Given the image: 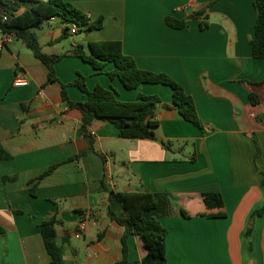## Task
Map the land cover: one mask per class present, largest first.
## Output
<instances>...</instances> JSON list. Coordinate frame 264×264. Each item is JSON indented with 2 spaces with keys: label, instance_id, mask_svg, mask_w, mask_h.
Masks as SVG:
<instances>
[{
  "label": "crops",
  "instance_id": "obj_1",
  "mask_svg": "<svg viewBox=\"0 0 264 264\" xmlns=\"http://www.w3.org/2000/svg\"><path fill=\"white\" fill-rule=\"evenodd\" d=\"M215 1L201 30V21L189 18ZM255 1L64 0L90 22L103 18L102 28L68 31L74 40L67 45L65 28H52L59 18L35 29L45 54L82 46L90 56L91 43L121 41L138 68L181 84L194 98L203 129L179 113L169 86L145 83L129 90L109 78L113 63L96 71L73 55L55 65L65 84L80 73L89 91L99 85L114 89L121 101L160 97L153 116L159 122L156 140L120 138L113 124L100 120L84 133L81 113L63 102L61 83L49 82L47 67L27 45L15 39L3 48L0 144L12 158L0 160V227L6 231L0 235V264H51L40 224L53 216L60 220L57 245L64 264L121 262L125 228L108 216L105 187L168 196L171 207L158 216L167 230L166 264H264V216L247 237L252 214L264 206V59L252 56ZM169 17L187 20V27H170ZM19 75L28 86H13ZM67 93L73 101L87 100L77 87ZM251 93L259 98L256 104ZM207 192L222 194L224 209L199 216L208 214L200 200ZM184 208L193 216L184 217ZM79 222L86 225L81 239L75 236ZM127 248L129 264H143L147 250L136 236H129Z\"/></svg>",
  "mask_w": 264,
  "mask_h": 264
},
{
  "label": "trees",
  "instance_id": "obj_2",
  "mask_svg": "<svg viewBox=\"0 0 264 264\" xmlns=\"http://www.w3.org/2000/svg\"><path fill=\"white\" fill-rule=\"evenodd\" d=\"M210 3L203 11L193 13L194 19H199L200 29L204 30L208 24L206 14L208 9L215 5ZM254 8L257 13L255 33L251 41L252 56L254 59H264V0H256ZM24 11L21 13V11ZM5 15L8 21H3ZM52 18H59L64 23H72L89 33L99 30L103 25V18L90 22V18L82 10L64 0H0V30L10 33L27 45L33 54L40 59L49 71V82L59 81L61 83V96L63 102L70 108L78 110L82 115V129L87 133L94 122L106 121L113 124L119 131L120 138L150 139L156 140V129L159 122L154 119V111L162 100L158 96L139 94L136 101H121L114 89H107L99 85L92 91L87 89V78L79 73L78 78L72 83L65 84L56 75L55 65L67 56H78L90 63L96 71H102L108 63L114 64L113 71L108 73L110 79L118 78L126 89L135 90L142 84H162L172 88L174 106L185 120L192 122L201 129L204 123L198 116V110L191 95L185 92V88L165 73H153L152 71L138 68L137 62L125 55L121 41H103L90 44L91 55L87 56L82 46L67 54L48 55L42 50L39 38L35 32L36 28L42 27ZM166 23L177 30L187 27V20H177L169 17ZM64 29L62 39L68 37ZM70 86L77 87L84 92L87 100L73 101L69 98L67 89ZM253 104L259 102L255 93L250 95ZM12 155L0 144V160L11 159ZM56 166L51 167L43 176L49 175ZM16 179V177H4ZM264 184V182H263ZM108 216L125 228L122 239L123 260L118 264H129L128 262V238L136 236L137 240L144 244L147 254L141 260L143 264H166L167 230L161 226L158 216L171 207V200L166 195H158L149 191L142 192H117L109 190ZM200 200L208 214L199 216H212L224 209V198L217 192L202 193ZM184 217H192L188 209H182ZM264 216V206L254 212L250 218L247 228V237L251 240L252 230L257 217ZM57 216L46 219L40 224L41 235L44 240L46 251L51 257V264H64L63 250L57 245L56 225L59 223ZM0 235L5 236L6 231L0 227ZM252 245V242H251Z\"/></svg>",
  "mask_w": 264,
  "mask_h": 264
},
{
  "label": "built area",
  "instance_id": "obj_3",
  "mask_svg": "<svg viewBox=\"0 0 264 264\" xmlns=\"http://www.w3.org/2000/svg\"><path fill=\"white\" fill-rule=\"evenodd\" d=\"M185 9L186 8H178L177 12H182ZM8 20H9V16L5 15L3 17V21H8ZM69 32L72 35H76L80 32V28L73 24V26L69 30ZM15 39H16V37L14 35H12L10 33L2 32V34L0 35V52L3 50L4 47L10 46ZM28 85H29V82L20 75L18 77H16V79L13 82V86L17 87V88L26 87ZM85 228H86L85 222H79L78 230L75 232V236L77 238L81 239L82 233L85 230Z\"/></svg>",
  "mask_w": 264,
  "mask_h": 264
},
{
  "label": "rangeland",
  "instance_id": "obj_4",
  "mask_svg": "<svg viewBox=\"0 0 264 264\" xmlns=\"http://www.w3.org/2000/svg\"><path fill=\"white\" fill-rule=\"evenodd\" d=\"M73 26L72 23H64L63 21H61L60 19H58L52 26V28L56 29V31H60L62 28H66L68 27L69 29H71ZM44 28H48L47 26H45ZM38 30V29H36ZM69 41L65 43V45H67L69 42L74 40V36H69L68 37ZM66 40V39H64ZM85 76V75H84Z\"/></svg>",
  "mask_w": 264,
  "mask_h": 264
},
{
  "label": "water",
  "instance_id": "obj_5",
  "mask_svg": "<svg viewBox=\"0 0 264 264\" xmlns=\"http://www.w3.org/2000/svg\"><path fill=\"white\" fill-rule=\"evenodd\" d=\"M190 20H192L193 19V16H190V18H189Z\"/></svg>",
  "mask_w": 264,
  "mask_h": 264
}]
</instances>
